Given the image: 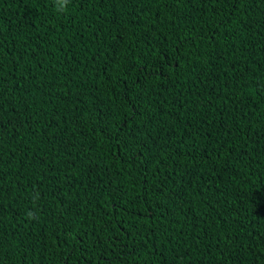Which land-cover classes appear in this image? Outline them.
Returning <instances> with one entry per match:
<instances>
[{
    "label": "trees",
    "instance_id": "16d2710c",
    "mask_svg": "<svg viewBox=\"0 0 264 264\" xmlns=\"http://www.w3.org/2000/svg\"><path fill=\"white\" fill-rule=\"evenodd\" d=\"M0 264H264V0H0Z\"/></svg>",
    "mask_w": 264,
    "mask_h": 264
},
{
    "label": "clouds",
    "instance_id": "9594fccd",
    "mask_svg": "<svg viewBox=\"0 0 264 264\" xmlns=\"http://www.w3.org/2000/svg\"><path fill=\"white\" fill-rule=\"evenodd\" d=\"M69 3V0H56V10L59 13H63L67 9V5ZM29 218H32V214L29 213Z\"/></svg>",
    "mask_w": 264,
    "mask_h": 264
},
{
    "label": "snow or ice",
    "instance_id": "6c2138e0",
    "mask_svg": "<svg viewBox=\"0 0 264 264\" xmlns=\"http://www.w3.org/2000/svg\"><path fill=\"white\" fill-rule=\"evenodd\" d=\"M237 2H238V0H237Z\"/></svg>",
    "mask_w": 264,
    "mask_h": 264
}]
</instances>
